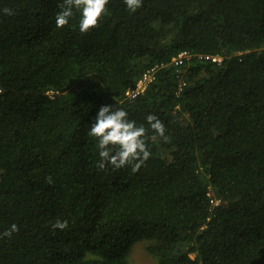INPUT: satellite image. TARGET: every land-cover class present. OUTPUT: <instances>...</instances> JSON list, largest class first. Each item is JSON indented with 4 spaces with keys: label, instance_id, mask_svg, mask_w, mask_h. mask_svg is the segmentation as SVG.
Returning <instances> with one entry per match:
<instances>
[{
    "label": "trees",
    "instance_id": "1",
    "mask_svg": "<svg viewBox=\"0 0 264 264\" xmlns=\"http://www.w3.org/2000/svg\"><path fill=\"white\" fill-rule=\"evenodd\" d=\"M63 4L0 0V264H264V0H109L86 33ZM105 104L146 128L138 168L98 167Z\"/></svg>",
    "mask_w": 264,
    "mask_h": 264
},
{
    "label": "clouds",
    "instance_id": "2",
    "mask_svg": "<svg viewBox=\"0 0 264 264\" xmlns=\"http://www.w3.org/2000/svg\"><path fill=\"white\" fill-rule=\"evenodd\" d=\"M126 8L135 12L142 5V0H123ZM109 0H64L63 6L55 16V25L62 28L69 23L74 11L79 13L78 27L81 33H86L99 25L107 11ZM10 14L9 9L3 10ZM148 127L165 140L164 123L154 114L146 117ZM146 128L129 118L123 107L105 104L99 107L90 123L87 135L94 138L100 157L98 167L103 169L110 164L114 168H122L135 161V168L147 161L152 155L145 142ZM67 221L57 219L52 227L64 229ZM18 225L13 223L0 236L11 237L18 231Z\"/></svg>",
    "mask_w": 264,
    "mask_h": 264
},
{
    "label": "built area",
    "instance_id": "3",
    "mask_svg": "<svg viewBox=\"0 0 264 264\" xmlns=\"http://www.w3.org/2000/svg\"><path fill=\"white\" fill-rule=\"evenodd\" d=\"M190 56L191 54L189 53V51L184 50V51H181L177 56H174L172 59V62L175 65H181L185 61H187L190 58ZM200 56L202 58L210 59L213 62H218V63L222 62V59H223V56L221 55L202 54ZM157 71H158V65H155L147 69L146 71H144L139 81L137 82L136 86L130 87L127 89L126 96L128 98H134L139 93L143 92L149 86V84L154 81V79L156 78ZM2 92H3V89L0 87V94H2ZM209 195H211L210 192H209ZM218 202L219 201L216 200V203Z\"/></svg>",
    "mask_w": 264,
    "mask_h": 264
},
{
    "label": "rangeland",
    "instance_id": "4",
    "mask_svg": "<svg viewBox=\"0 0 264 264\" xmlns=\"http://www.w3.org/2000/svg\"><path fill=\"white\" fill-rule=\"evenodd\" d=\"M212 192L210 190L211 195ZM146 246V240L135 243L129 255L130 264H157L155 257L147 252Z\"/></svg>",
    "mask_w": 264,
    "mask_h": 264
}]
</instances>
